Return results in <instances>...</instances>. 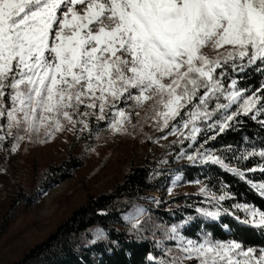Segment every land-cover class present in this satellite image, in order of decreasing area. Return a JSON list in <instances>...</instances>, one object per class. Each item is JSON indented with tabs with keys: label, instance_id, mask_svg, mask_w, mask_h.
<instances>
[{
	"label": "snow or ice",
	"instance_id": "6c2138e0",
	"mask_svg": "<svg viewBox=\"0 0 264 264\" xmlns=\"http://www.w3.org/2000/svg\"><path fill=\"white\" fill-rule=\"evenodd\" d=\"M250 72L258 83L239 86ZM245 117L264 128V0H0V149L6 153L66 131L99 139L98 129L132 135L148 124L161 133L153 142L176 137L169 144L180 146L174 159L217 165L264 197V181L246 178L264 173V147L233 155L237 162L260 158L243 169L204 147ZM201 126L212 135L195 147ZM189 183L200 185L207 205L196 206L197 215L216 220L226 213L264 235V210L251 203L224 207L232 197L223 182L219 194L199 179ZM146 215L136 208L126 217L132 230H146ZM193 219L151 225L153 234L160 230L174 242L156 240L161 255L149 253L151 264H264V246L203 229L195 239L182 234Z\"/></svg>",
	"mask_w": 264,
	"mask_h": 264
},
{
	"label": "trees",
	"instance_id": "16d2710c",
	"mask_svg": "<svg viewBox=\"0 0 264 264\" xmlns=\"http://www.w3.org/2000/svg\"><path fill=\"white\" fill-rule=\"evenodd\" d=\"M259 79L258 74L250 72L245 80L239 82V86H255ZM201 127L202 131L197 133V141L193 142L195 147L212 135V132ZM187 144L188 141H185L183 146L187 148ZM227 146H231L232 151H224ZM253 146L257 149L264 147V128L246 117L241 124L226 129L204 145L205 148L217 149V154L224 156L226 162L231 161L234 166L242 169L258 165L260 158L250 157L237 162L232 157L240 149ZM179 147H169L168 144L161 154L146 158L141 163H137L133 157L126 166L121 182L107 191L90 195L46 240L12 264H151L148 254L159 257L161 251L156 246V240H163L161 231L156 230L153 234L151 225L178 223L189 215L194 219L181 232L190 238H197V234L203 229L211 232L214 238L237 239L245 245L264 246V235L239 224L231 215L222 213L216 220L197 215L196 206H207L203 204L205 198L198 193L200 185L194 184L198 188L191 194L172 195L164 204L153 198V193L160 194L163 191L172 174H181V186L192 185L189 181L199 179L218 194L220 182H223L232 198L222 203L230 210L233 203H251L264 210V197L245 180L217 165H193L187 159H174ZM195 147L187 150L194 151ZM167 155L169 156L165 158ZM83 165V159L71 156L59 165L49 166L40 177L34 193L28 196L23 194L25 196L14 199L13 204L29 200L35 202L42 192L70 177L74 169ZM246 178L253 182L264 181V173L259 170L246 173ZM136 208H143L147 213L142 218V222L147 221L146 230L140 233L132 230L131 223L126 220ZM236 214L243 215L240 212ZM163 243L170 246L174 242L163 240Z\"/></svg>",
	"mask_w": 264,
	"mask_h": 264
},
{
	"label": "rangeland",
	"instance_id": "374dc122",
	"mask_svg": "<svg viewBox=\"0 0 264 264\" xmlns=\"http://www.w3.org/2000/svg\"><path fill=\"white\" fill-rule=\"evenodd\" d=\"M97 131L99 139L95 133L92 138L84 133L77 139L72 132L66 131L57 133L46 143L22 142L16 153L9 154L0 149V169L3 170L0 171V264L20 261L90 195L107 191L121 182L133 157L137 163L153 158L176 139L169 135L153 142L161 133L148 124L132 135H109L103 130ZM129 132H132L131 128ZM144 134L152 136L153 140H148ZM71 156L83 159V167L74 169L73 175L46 189L35 202L13 204L14 199L23 198V194L34 193L49 166L59 165ZM181 180V174H172L163 191L153 193V198L164 204L172 195L191 194L198 188L194 184L181 186Z\"/></svg>",
	"mask_w": 264,
	"mask_h": 264
}]
</instances>
